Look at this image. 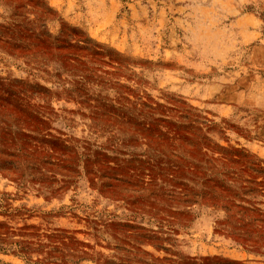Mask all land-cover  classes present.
<instances>
[{
    "label": "rangeland",
    "instance_id": "rangeland-1",
    "mask_svg": "<svg viewBox=\"0 0 264 264\" xmlns=\"http://www.w3.org/2000/svg\"><path fill=\"white\" fill-rule=\"evenodd\" d=\"M15 26L60 40L75 30L102 55L73 76L0 43V83H23L15 90L47 122L40 138L77 152L72 172L48 158L54 166L22 178L2 170L0 155V232L34 228L43 244L65 232L84 246L62 251L87 253L70 264H264L263 248L236 241L204 179L176 173L179 160L141 133L149 123L167 132L189 115L215 158L246 171L225 168L227 184L263 180L264 0H0V38ZM44 256L28 262L0 248V264Z\"/></svg>",
    "mask_w": 264,
    "mask_h": 264
},
{
    "label": "trees",
    "instance_id": "trees-1",
    "mask_svg": "<svg viewBox=\"0 0 264 264\" xmlns=\"http://www.w3.org/2000/svg\"><path fill=\"white\" fill-rule=\"evenodd\" d=\"M40 17H43V14H40ZM15 28L5 32L8 35L4 36L6 40L0 38V43L7 51L28 58L36 56L47 58L49 61L54 60L58 68L69 71L73 76L85 77L90 68L86 59L93 61L102 55L99 51L100 47L92 45L75 30L64 32L65 39L60 40L53 39L47 34H38L34 30H25L18 26ZM43 61L46 63V60ZM73 81L77 86L75 89L84 82L83 78ZM15 83L21 82L16 81L8 85L0 83V144L8 149L0 152V155L7 158L2 161V170L7 171L11 178H22L25 171L38 173L39 164L45 167L54 166V163L48 162V158H54L63 165L64 170L72 172L76 164L77 152L70 146L59 147L55 140L40 138L39 131L44 130L47 125L45 116L37 106L26 100L25 91L15 90L18 86ZM181 120V123L185 124L173 123L172 130L171 126L167 127V132L158 130V125L155 123H149L143 126L141 133L146 136L149 145L167 150L168 161H172L170 158L180 161L170 165L173 169H177L176 173L186 172L190 168L192 174L204 179L201 184L209 188L208 201L226 210L228 219L232 222L230 223L232 229L235 231L232 235L236 241L254 250L264 249V210L257 208L258 205H264V178L260 182L257 181L258 178L254 181L245 180L242 186L227 184L225 168L239 166L238 172L246 174V171L241 170L240 161L227 155L215 158V150L209 145L210 140L201 137L200 129L194 126L196 123L191 122V117L188 115ZM155 121L168 123L164 119ZM137 126L140 127L141 123ZM172 141L177 143H170ZM206 142L208 143L205 144ZM48 144L53 145L51 152L44 148ZM176 150H181L183 155L180 157L174 154ZM210 150L213 153L210 154ZM257 175L264 176V171ZM247 197H252L253 200H247ZM234 222L238 225L233 226ZM24 230L25 232H20L18 235L9 231L0 232L1 250L13 252L28 262L33 261L34 253L45 255L38 258L35 264H70L66 257L86 258L87 256L84 251H80V254L62 251L61 247L84 246L67 236L65 232L47 236L48 244H43L36 241V238L40 237L38 234L28 233L34 228ZM16 236L19 239H15Z\"/></svg>",
    "mask_w": 264,
    "mask_h": 264
}]
</instances>
